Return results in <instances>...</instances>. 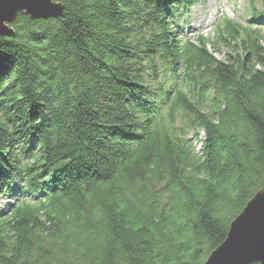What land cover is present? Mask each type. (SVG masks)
I'll list each match as a JSON object with an SVG mask.
<instances>
[{
  "label": "trees",
  "instance_id": "trees-1",
  "mask_svg": "<svg viewBox=\"0 0 264 264\" xmlns=\"http://www.w3.org/2000/svg\"><path fill=\"white\" fill-rule=\"evenodd\" d=\"M50 1L59 18L18 14L0 37V194L21 200L0 220V264H203L264 193V54L246 40L201 62L206 41L181 43L171 25L193 0ZM218 27L217 45L244 40ZM153 52L204 87L165 115L168 91L138 85ZM191 114L200 158L174 135ZM32 142L26 157L18 145ZM28 193L41 195L34 206Z\"/></svg>",
  "mask_w": 264,
  "mask_h": 264
},
{
  "label": "water",
  "instance_id": "water-1",
  "mask_svg": "<svg viewBox=\"0 0 264 264\" xmlns=\"http://www.w3.org/2000/svg\"><path fill=\"white\" fill-rule=\"evenodd\" d=\"M62 6L50 0H0V36L18 14L31 20L57 19ZM203 264H264V193L258 191L229 224L224 241Z\"/></svg>",
  "mask_w": 264,
  "mask_h": 264
},
{
  "label": "rangeland",
  "instance_id": "rangeland-1",
  "mask_svg": "<svg viewBox=\"0 0 264 264\" xmlns=\"http://www.w3.org/2000/svg\"><path fill=\"white\" fill-rule=\"evenodd\" d=\"M226 2L232 3V5H226ZM222 4H223V6H222V8H220V5H222ZM249 9H250V6L248 3V0H196V3L194 4L193 8L185 16V19L187 20L188 23L186 22V24L185 23L181 24L180 22H177L175 24V28H176V31L178 32L179 36L182 39H184V38L194 39L197 36H203V37L209 38L213 35L212 32L214 30L216 23H218L219 21H222V20L232 21L233 23H237L242 28L246 29L247 27H249L247 19L251 16L248 14ZM262 23H263V26L262 25H258V26H259V28H262V33L264 34V14H263V18H262ZM187 24H189V26H191L193 29L191 31L192 33L189 37L185 33V31L187 30ZM9 30H10V28H9ZM0 37H2V36H0ZM239 40L240 39L233 41V43H231L230 47L225 46V45H220V50L217 53L211 51V48L209 46H205L204 55L200 53L201 56L197 57V58H203V61H201V62L206 61V59L208 57H210L211 59H214L218 62H222L223 60H226V58L230 57V55L233 58V57L237 56V53L240 51V49L242 47V45H241L242 42H239ZM254 47H255V58L257 56H262L264 54V43L256 42L254 44ZM232 48L234 50H232ZM229 60H231V59H229ZM142 64H144V63H142ZM144 72L142 73L143 83L141 85L146 86V84L144 82V79H145ZM149 77L151 79L152 75H150ZM201 78L202 77H200V79ZM192 86L194 88L196 87V90H198V91H195V89L193 90V96L200 94L202 92V87L200 85L192 83ZM144 91L145 90H143V92ZM185 92L187 93V90H185ZM190 99L191 98H187L186 101L188 102ZM200 105H201V102H198L196 104V106H200ZM208 106H210L209 102L205 105L200 106V109L204 113H206L207 110H209ZM194 107H195V105H194ZM206 107H208V109ZM177 109H179V108H177ZM179 119H182V118H179ZM187 119H189V120H186V119L181 120L182 125L183 124L188 125L189 123H191L193 120V115L191 114L190 118H187ZM24 123L29 128L30 133L34 132V130H32L33 126H31V125L29 126L28 124H26V121H24ZM192 127H194V129L197 133H200L199 139H202L204 137L202 130H200V128L196 127V126H192ZM192 133H193L192 131L188 132L189 135H192ZM30 137L31 136H28L27 140H29ZM196 143H199V142L194 140L193 144L196 147V150L200 151L199 149H197L198 146H196ZM3 151L5 152V154L8 153L6 148H4ZM1 157L3 158V155H1ZM16 184L18 185V182H16ZM15 201L18 202L19 199L15 197ZM1 202L2 201L0 200V203ZM41 213L42 212L39 213L37 218H44V216Z\"/></svg>",
  "mask_w": 264,
  "mask_h": 264
},
{
  "label": "bare ground",
  "instance_id": "bare-ground-1",
  "mask_svg": "<svg viewBox=\"0 0 264 264\" xmlns=\"http://www.w3.org/2000/svg\"><path fill=\"white\" fill-rule=\"evenodd\" d=\"M252 24H257V25H263V23H253V22H251ZM243 48H246L244 45H242V47H241V49H243ZM249 51V50H248ZM164 106V105H163ZM159 107H162V106H159ZM182 127H186V125L185 124H183V125H181ZM200 128H202V129H204L203 127H201L200 126V124L198 125ZM205 130V129H204ZM195 135V134H194ZM196 146H198L197 147V149H199L200 150V148H201V145H200V143H196ZM203 147V146H202ZM196 156H198L199 158L200 157H202V153H201V151H198L197 152V154H195ZM32 210H33V208H31Z\"/></svg>",
  "mask_w": 264,
  "mask_h": 264
}]
</instances>
